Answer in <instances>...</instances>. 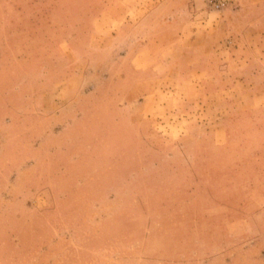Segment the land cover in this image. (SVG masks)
Segmentation results:
<instances>
[{
  "label": "rangeland",
  "instance_id": "obj_1",
  "mask_svg": "<svg viewBox=\"0 0 264 264\" xmlns=\"http://www.w3.org/2000/svg\"><path fill=\"white\" fill-rule=\"evenodd\" d=\"M237 2L205 0L204 14L219 19ZM93 10V0H0V160L10 163V188H26L24 224L10 227L0 256L8 264H264V104L247 101L264 89H175L202 99L180 109L204 118L174 135L156 121L132 127L130 110L115 102L129 91L114 86L122 73H76L61 95L68 69L89 58L65 54L88 50L86 35L67 38L87 32L80 24ZM227 76L219 71V82ZM194 151L207 162L198 179L183 167L138 177L146 159L175 164Z\"/></svg>",
  "mask_w": 264,
  "mask_h": 264
},
{
  "label": "crops",
  "instance_id": "obj_2",
  "mask_svg": "<svg viewBox=\"0 0 264 264\" xmlns=\"http://www.w3.org/2000/svg\"><path fill=\"white\" fill-rule=\"evenodd\" d=\"M93 5L96 10L80 24L81 29L87 26V32L67 38L79 41L86 35L90 48L83 51L82 47H69L65 52L89 58L87 63L68 69L73 74L64 82L61 95L65 89L71 91L76 73L102 72L105 80L111 73H122L113 77L114 81L118 79L114 86L119 91L129 87V91L125 98L118 95L115 102L130 110L132 127L147 131V122L156 121L162 134L174 135L192 132L204 118L198 111L182 110L186 98L193 94L183 95L175 89H264V0H238L236 6L226 8L214 20L204 14L205 0H93ZM219 71L233 76H227V83H220ZM247 96L250 109L264 104V96ZM191 100L197 104L202 101L196 96ZM57 105L61 103H51L52 108L57 109ZM173 105H178V110H173ZM193 155L195 159L175 164L146 159L144 167L148 172L138 177L146 181L165 178L169 167H183L187 169L184 177L198 179V169L207 166V162L200 160L198 152ZM9 164L8 160H0V253L9 250L10 227L19 228L25 219V184L10 188V177L4 173ZM11 190H16L12 191V198ZM10 210L16 213L17 223L13 220L12 226L4 222ZM0 264H8L5 257L0 256Z\"/></svg>",
  "mask_w": 264,
  "mask_h": 264
},
{
  "label": "built area",
  "instance_id": "obj_3",
  "mask_svg": "<svg viewBox=\"0 0 264 264\" xmlns=\"http://www.w3.org/2000/svg\"><path fill=\"white\" fill-rule=\"evenodd\" d=\"M224 0H212V2L214 3V5L216 7H219L222 3H223Z\"/></svg>",
  "mask_w": 264,
  "mask_h": 264
}]
</instances>
